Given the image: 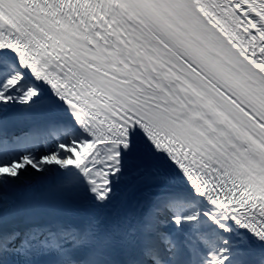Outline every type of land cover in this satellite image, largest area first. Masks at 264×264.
Returning <instances> with one entry per match:
<instances>
[{"label":"snow or ice","instance_id":"obj_1","mask_svg":"<svg viewBox=\"0 0 264 264\" xmlns=\"http://www.w3.org/2000/svg\"><path fill=\"white\" fill-rule=\"evenodd\" d=\"M0 264H264V0H0Z\"/></svg>","mask_w":264,"mask_h":264},{"label":"bare ground","instance_id":"obj_2","mask_svg":"<svg viewBox=\"0 0 264 264\" xmlns=\"http://www.w3.org/2000/svg\"><path fill=\"white\" fill-rule=\"evenodd\" d=\"M14 125H22V126H24V123L20 122L18 124H14ZM59 196H60L59 193L52 192V193H50V196L47 198V200L48 201H56V200H58Z\"/></svg>","mask_w":264,"mask_h":264}]
</instances>
